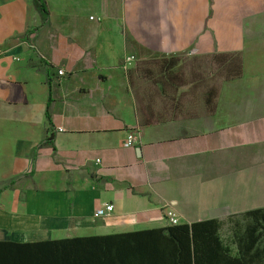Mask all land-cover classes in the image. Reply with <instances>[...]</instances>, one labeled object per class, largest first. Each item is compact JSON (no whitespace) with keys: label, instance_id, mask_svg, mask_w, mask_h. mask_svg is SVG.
<instances>
[{"label":"crops","instance_id":"1","mask_svg":"<svg viewBox=\"0 0 264 264\" xmlns=\"http://www.w3.org/2000/svg\"><path fill=\"white\" fill-rule=\"evenodd\" d=\"M45 2L41 25L32 0H0V183L32 172L15 180L22 200V183L0 191V241L33 243L0 245L9 264H58L61 248L72 264H146L132 254L144 238L124 234L172 225L166 207L184 224L264 206V0ZM215 51L239 53L242 73L212 115L148 125L126 146L129 123L98 109L129 53Z\"/></svg>","mask_w":264,"mask_h":264},{"label":"rangeland","instance_id":"2","mask_svg":"<svg viewBox=\"0 0 264 264\" xmlns=\"http://www.w3.org/2000/svg\"><path fill=\"white\" fill-rule=\"evenodd\" d=\"M32 9L36 12L37 20H40L33 6ZM33 20L28 17L27 22ZM40 43L42 44H38L39 49L58 54L56 45L50 44L49 40H42ZM230 53H129L118 65L120 79L123 80L120 90H108L103 97L106 104L98 109L106 112L107 117L117 116L115 118L128 122L132 129L129 133L145 129L146 123L159 126L212 115L217 109V100L223 85L238 79H225L234 61V55L230 56ZM131 56L128 60L127 57ZM58 69L63 70L62 67ZM63 72L65 73L64 70ZM69 82L67 93L73 92L80 83L76 77H71ZM24 181L25 179L17 180L11 186L13 188L22 183L21 200L25 192ZM4 183L1 182L0 186ZM235 220L236 218L227 216L219 230L222 239L228 244L232 242Z\"/></svg>","mask_w":264,"mask_h":264},{"label":"trees","instance_id":"3","mask_svg":"<svg viewBox=\"0 0 264 264\" xmlns=\"http://www.w3.org/2000/svg\"><path fill=\"white\" fill-rule=\"evenodd\" d=\"M32 3L41 18V25H44L49 14L45 0H32ZM232 55H234V61L228 69L226 80L239 78L242 73V61L239 54L231 52L230 56ZM210 109L212 111L213 106ZM49 111L48 103L45 111L48 120H50ZM148 125L152 124H145V126ZM51 137L52 135L41 144L48 143ZM30 175H32L31 171L9 179L0 186V191L10 188L16 179ZM231 216L236 218L231 244L220 238L219 230H221L224 221L215 218L196 220L184 224H172L166 228L145 229L124 235L144 238L142 240L145 242L143 245L145 250H134L132 254L138 252L139 255L147 259V261H144L146 264H264V206L243 210ZM84 239L77 237L46 242L72 245V242ZM0 245L23 246L33 245V243L17 244L0 241ZM1 246L0 264H9L4 257ZM232 247L234 251H232ZM6 250V253H8L9 249ZM61 250L67 255L65 254L63 259H59L58 264H72L71 257L68 255L71 254L69 249L61 248Z\"/></svg>","mask_w":264,"mask_h":264},{"label":"built area","instance_id":"4","mask_svg":"<svg viewBox=\"0 0 264 264\" xmlns=\"http://www.w3.org/2000/svg\"><path fill=\"white\" fill-rule=\"evenodd\" d=\"M131 57H127L129 60ZM58 75H64V72L62 70L57 71ZM58 130H62L61 128H58ZM136 136L133 133H129L126 137V146H131L136 143ZM114 209V204L113 203H105L103 207L98 210H96V214L99 216H103L105 214L110 213ZM165 218L169 221L171 224H176L177 223V218L175 216V212L172 207H166L165 208V213H164Z\"/></svg>","mask_w":264,"mask_h":264},{"label":"water","instance_id":"5","mask_svg":"<svg viewBox=\"0 0 264 264\" xmlns=\"http://www.w3.org/2000/svg\"><path fill=\"white\" fill-rule=\"evenodd\" d=\"M139 147H140V146L135 147L136 152H137V151L139 152Z\"/></svg>","mask_w":264,"mask_h":264}]
</instances>
